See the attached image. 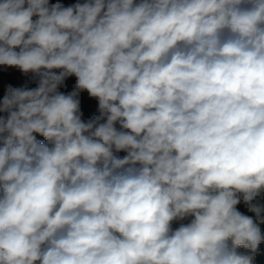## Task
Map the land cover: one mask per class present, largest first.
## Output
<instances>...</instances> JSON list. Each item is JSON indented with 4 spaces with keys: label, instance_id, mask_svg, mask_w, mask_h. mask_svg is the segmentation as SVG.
Returning <instances> with one entry per match:
<instances>
[{
    "label": "clouds",
    "instance_id": "9594fccd",
    "mask_svg": "<svg viewBox=\"0 0 264 264\" xmlns=\"http://www.w3.org/2000/svg\"><path fill=\"white\" fill-rule=\"evenodd\" d=\"M0 66L37 80L0 101V264H253L264 0H0Z\"/></svg>",
    "mask_w": 264,
    "mask_h": 264
},
{
    "label": "trees",
    "instance_id": "16d2710c",
    "mask_svg": "<svg viewBox=\"0 0 264 264\" xmlns=\"http://www.w3.org/2000/svg\"><path fill=\"white\" fill-rule=\"evenodd\" d=\"M77 2L84 3L85 0H49L50 5L55 3H61L65 7L74 5ZM16 69L17 68L15 67L0 66V101L3 100V97L6 94L9 85L12 86L13 88L25 87L29 90L37 87V80L33 77L32 73L27 74L25 83L22 85L17 75L14 73ZM75 84H76V77L75 76L68 77L64 81V84L60 86L58 90L64 94H68L74 89ZM79 100H80V110L83 114L82 119L84 121H88L93 117L99 115L98 101L95 98L89 97L86 91H82L79 94ZM0 116H6V113H0ZM117 127L119 128V125H117ZM37 139L41 142H45V138L43 136L38 135ZM117 155L122 158V151L117 153ZM258 202L264 204V194H262L258 198ZM237 209L242 214L247 215L251 218L255 216L254 213L248 211L247 206L243 202L237 205ZM262 216H264V214H262ZM188 222H189L188 219L181 222H173L172 227L173 229H175L179 227L180 223L186 224ZM258 226L260 227L261 235L264 236V223L258 222ZM238 251L243 253L249 252L248 249H245L243 247L238 249ZM253 264H264V240L261 241V243L258 246V249L253 255Z\"/></svg>",
    "mask_w": 264,
    "mask_h": 264
},
{
    "label": "built area",
    "instance_id": "2783aa9c",
    "mask_svg": "<svg viewBox=\"0 0 264 264\" xmlns=\"http://www.w3.org/2000/svg\"><path fill=\"white\" fill-rule=\"evenodd\" d=\"M17 51H18V49H17ZM14 73L17 75L18 79L20 80V82L23 85L25 83L27 74L23 73L18 68L14 71ZM36 135L38 136V134H36ZM125 155H126V153L122 151V157ZM253 219H254V221H256V216H253Z\"/></svg>",
    "mask_w": 264,
    "mask_h": 264
},
{
    "label": "rangeland",
    "instance_id": "374dc122",
    "mask_svg": "<svg viewBox=\"0 0 264 264\" xmlns=\"http://www.w3.org/2000/svg\"><path fill=\"white\" fill-rule=\"evenodd\" d=\"M38 137V136H37Z\"/></svg>",
    "mask_w": 264,
    "mask_h": 264
}]
</instances>
